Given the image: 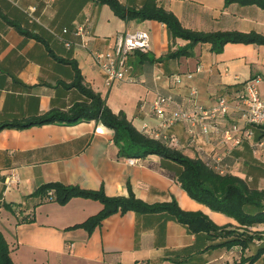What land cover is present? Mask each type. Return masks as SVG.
Wrapping results in <instances>:
<instances>
[{"label": "crops", "instance_id": "1", "mask_svg": "<svg viewBox=\"0 0 264 264\" xmlns=\"http://www.w3.org/2000/svg\"><path fill=\"white\" fill-rule=\"evenodd\" d=\"M120 1L139 7L146 0ZM156 2L188 30L264 34V10L256 6H226L224 0ZM77 25L84 26L88 34L62 33ZM137 30L150 37L147 56L154 61L129 55L128 80L106 87L91 52L106 51L117 35ZM82 41L87 43L85 48ZM185 44L182 39L173 40L164 23L124 21L95 0H0V123L52 109L66 110L84 99L76 88L66 85L74 76L66 60L75 63L86 87L101 95L113 112L123 111L136 129L144 123L156 124L149 107L156 94H171L182 107L189 108L193 101L207 107L221 96L231 101L243 83L256 79L264 99V45L227 43L215 54L208 44H198L191 57L166 58ZM192 89L196 91L193 96ZM236 123L243 122L231 111L226 124ZM168 134L185 153L196 152L187 145L183 124ZM113 138V130L95 120L0 130V232L13 264H234L264 246L262 238L245 250L212 247L221 240L212 241L202 232L190 233L165 212H117L88 232L78 225L98 214L99 201L72 197L61 205L28 197L40 185L54 182L81 190L101 189L111 198H126L131 192L148 205L174 201L181 210L201 212L219 227L240 230L236 220L192 200L181 189L178 164L153 154L130 165L127 157L120 156ZM254 141L234 147L231 141L222 143L221 137L198 136L196 145L206 155H220L238 169L233 174H240L251 187L262 188L264 147H255ZM12 173L18 180L7 185L5 179ZM3 203L12 205L14 211L5 209ZM27 215H33V220L22 222ZM255 229L264 231V226L251 230ZM251 264H264V253Z\"/></svg>", "mask_w": 264, "mask_h": 264}, {"label": "trees", "instance_id": "2", "mask_svg": "<svg viewBox=\"0 0 264 264\" xmlns=\"http://www.w3.org/2000/svg\"><path fill=\"white\" fill-rule=\"evenodd\" d=\"M97 4H106L117 18L124 21H147L153 20L164 23L173 40L182 39L186 44L178 47L176 51L169 53L166 58L177 59L179 57H191L193 48L198 44H208L210 52L219 54L227 43L264 45V34L253 31L243 33L238 30L215 32H197L184 28L180 21L170 11L160 7L156 0H146L139 7H128L120 0H95ZM231 3L245 7L256 6L264 10V0H224V5ZM139 58L147 63L153 62L148 53L134 51ZM132 53V54H134ZM65 61V60H64ZM63 61V62H64ZM74 70V76L68 87L76 88L85 98L74 102L66 110L52 109V111L35 117L24 118V120H10L0 123L3 129H24L31 126L43 124L62 123L75 124L80 120L98 121L107 128L113 130V139L121 157L144 158L157 155L164 160H170L181 167L177 180L181 189L186 191L190 198L200 204L208 206L211 210L222 213L237 221L240 230L219 227L201 212H189L179 208L174 201L167 204L148 205L138 200L133 193L124 197H108L101 189L97 191L81 190L72 185H64L59 182L45 183L35 189L28 197H36L40 200H53L63 205L72 197H85L102 204L98 214L84 220L78 227L91 232L99 226L101 220L114 213L124 214L134 211L137 214L165 212L170 214L177 222L185 225L190 233H206L213 241H221L211 245L220 247H239L245 250L255 240L264 238V231L251 230L257 226H264V188L251 187L240 174L226 173L220 175L209 168L198 153L187 154L181 148L170 147L136 129L128 120L126 114L115 113L110 109L104 98L83 84L80 70L71 60H66ZM257 139H264V127H254ZM2 206L10 212L14 211L12 205L3 203ZM33 215L22 218V222H30ZM264 253V246L257 249L256 253L248 258L242 257L234 264H249ZM0 264H13L9 255V247L0 232Z\"/></svg>", "mask_w": 264, "mask_h": 264}, {"label": "built area", "instance_id": "3", "mask_svg": "<svg viewBox=\"0 0 264 264\" xmlns=\"http://www.w3.org/2000/svg\"><path fill=\"white\" fill-rule=\"evenodd\" d=\"M62 33H71L75 37H83L88 34L87 29L77 25L73 30L63 29ZM68 47L69 43L66 44ZM85 48L87 43L81 42ZM150 37L145 31H133L119 34L115 37L112 47L106 51H92L91 56L94 64L103 74L105 86H111L115 82L128 80L127 73L129 66L127 60L134 51L148 53L150 50ZM200 67L196 69L199 71ZM191 78V76H187ZM256 79H250L243 83L240 90H237L231 101L226 97L216 99L214 105L203 106L195 101L189 108L178 105L171 94H156L150 103V115L155 119V125L144 123L140 131L147 136L167 144L170 147L179 148V142L168 134L172 127L183 124L188 135V146H193L196 153L200 155L206 165L220 175L237 172L223 161L220 155H206L196 145L198 136L221 137V141H231L232 146L237 147L243 141H254L255 133L253 127H264V99L261 98L259 89L256 86ZM196 93L192 89L191 96ZM237 113L242 120V125H227L226 121L231 113ZM255 147H264V142L254 141ZM180 149V148H179ZM127 163L134 165L135 158H127ZM16 174L5 179L7 185L16 184ZM264 188V187H262Z\"/></svg>", "mask_w": 264, "mask_h": 264}, {"label": "rangeland", "instance_id": "4", "mask_svg": "<svg viewBox=\"0 0 264 264\" xmlns=\"http://www.w3.org/2000/svg\"><path fill=\"white\" fill-rule=\"evenodd\" d=\"M252 130H253L254 132H256L254 127H253ZM254 139H255V141H257V135H256V137H255ZM261 171H264V168L260 169V172H261ZM262 176H264V175H262Z\"/></svg>", "mask_w": 264, "mask_h": 264}]
</instances>
